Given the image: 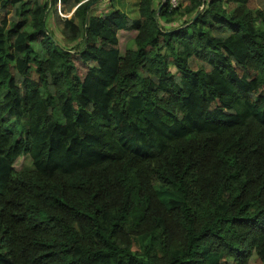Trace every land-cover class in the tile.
<instances>
[{
  "label": "trees",
  "instance_id": "16d2710c",
  "mask_svg": "<svg viewBox=\"0 0 264 264\" xmlns=\"http://www.w3.org/2000/svg\"><path fill=\"white\" fill-rule=\"evenodd\" d=\"M101 1L0 0V264H264V0Z\"/></svg>",
  "mask_w": 264,
  "mask_h": 264
},
{
  "label": "rangeland",
  "instance_id": "374dc122",
  "mask_svg": "<svg viewBox=\"0 0 264 264\" xmlns=\"http://www.w3.org/2000/svg\"><path fill=\"white\" fill-rule=\"evenodd\" d=\"M103 0L101 1V4L96 8L94 13L96 14H105L108 13L112 6L114 8H120L128 15L132 16L133 18L138 16L137 11V0ZM123 4H126L127 7L122 6ZM260 4V0H251L252 7H258ZM70 16V15H68ZM54 21L52 18L49 20V24L53 26ZM179 24V23H178ZM55 31L57 33V36L59 37L61 35V27H55ZM137 32L122 30L119 32V40H120V50L121 54L124 55L126 50L128 49H135L136 43H135V37ZM75 64L78 68L79 74L83 77L85 76L86 72L88 71L89 66L87 64H84L78 56H75ZM15 167L18 170H29L33 169V163L29 156H22L15 162ZM250 264H261L256 257H252L250 260Z\"/></svg>",
  "mask_w": 264,
  "mask_h": 264
},
{
  "label": "built area",
  "instance_id": "2783aa9c",
  "mask_svg": "<svg viewBox=\"0 0 264 264\" xmlns=\"http://www.w3.org/2000/svg\"><path fill=\"white\" fill-rule=\"evenodd\" d=\"M170 3L172 5V7H177L178 5V0H170Z\"/></svg>",
  "mask_w": 264,
  "mask_h": 264
},
{
  "label": "crops",
  "instance_id": "0c3cea01",
  "mask_svg": "<svg viewBox=\"0 0 264 264\" xmlns=\"http://www.w3.org/2000/svg\"><path fill=\"white\" fill-rule=\"evenodd\" d=\"M122 6L127 7L126 4H123ZM120 32V31H119Z\"/></svg>",
  "mask_w": 264,
  "mask_h": 264
},
{
  "label": "water",
  "instance_id": "95a60500",
  "mask_svg": "<svg viewBox=\"0 0 264 264\" xmlns=\"http://www.w3.org/2000/svg\"><path fill=\"white\" fill-rule=\"evenodd\" d=\"M161 9V8H160Z\"/></svg>",
  "mask_w": 264,
  "mask_h": 264
}]
</instances>
